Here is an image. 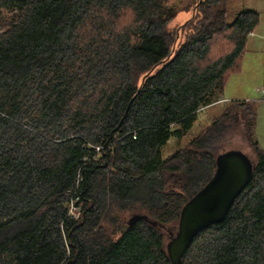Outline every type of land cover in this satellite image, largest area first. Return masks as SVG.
Returning a JSON list of instances; mask_svg holds the SVG:
<instances>
[{"label": "trees", "instance_id": "obj_1", "mask_svg": "<svg viewBox=\"0 0 264 264\" xmlns=\"http://www.w3.org/2000/svg\"><path fill=\"white\" fill-rule=\"evenodd\" d=\"M0 0V264H172L166 243L245 124L254 176L182 264H264V148L256 107L230 102L188 146L198 112L242 70L260 13L227 0ZM130 4L137 24L113 31ZM232 36V41L228 37ZM99 147V150L97 148ZM80 216L70 214V206Z\"/></svg>", "mask_w": 264, "mask_h": 264}, {"label": "rangeland", "instance_id": "obj_2", "mask_svg": "<svg viewBox=\"0 0 264 264\" xmlns=\"http://www.w3.org/2000/svg\"><path fill=\"white\" fill-rule=\"evenodd\" d=\"M196 0H175L174 4L178 8V15L174 25L182 24L191 15V8ZM228 22L233 23L238 14L246 10H254L260 13V24L254 30V34L247 35L242 44L244 56L242 59V70L233 74L222 95L221 99L198 112L192 128L186 133L185 137L177 138L172 136L163 148L164 157H168L176 149L186 147L199 132L209 126L213 119L222 115L224 109L230 102L249 101L256 107L257 126L253 141H258L264 148V0H227ZM14 13L11 8H1L0 15L10 17ZM230 40H235L232 36ZM230 149H240L246 152L251 158L255 159L256 154L246 134L245 124H232L226 135L217 144V154ZM71 207V215L79 217V209ZM166 243L173 237L165 232Z\"/></svg>", "mask_w": 264, "mask_h": 264}, {"label": "water", "instance_id": "obj_3", "mask_svg": "<svg viewBox=\"0 0 264 264\" xmlns=\"http://www.w3.org/2000/svg\"><path fill=\"white\" fill-rule=\"evenodd\" d=\"M253 176L254 163L246 152L230 149L217 155L214 175L184 205L177 233L167 245L172 264H182L186 251L203 229L226 219Z\"/></svg>", "mask_w": 264, "mask_h": 264}, {"label": "clouds", "instance_id": "obj_4", "mask_svg": "<svg viewBox=\"0 0 264 264\" xmlns=\"http://www.w3.org/2000/svg\"><path fill=\"white\" fill-rule=\"evenodd\" d=\"M137 24L135 9L130 5H124L119 9V15L112 26L113 31L123 33L134 28Z\"/></svg>", "mask_w": 264, "mask_h": 264}, {"label": "built area", "instance_id": "obj_5", "mask_svg": "<svg viewBox=\"0 0 264 264\" xmlns=\"http://www.w3.org/2000/svg\"><path fill=\"white\" fill-rule=\"evenodd\" d=\"M252 35H253V33H252ZM97 150H99V147L97 148ZM72 207H74L73 205H72ZM70 209H71V207H70ZM70 212H71V210H70ZM80 213V212H79ZM71 214V213H70ZM75 217V216H74ZM75 218H77V217H75Z\"/></svg>", "mask_w": 264, "mask_h": 264}]
</instances>
